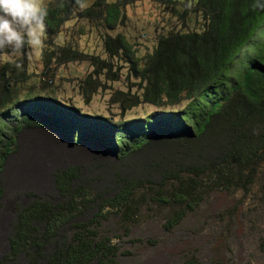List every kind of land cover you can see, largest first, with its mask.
<instances>
[{
  "label": "trees",
  "instance_id": "16d2710c",
  "mask_svg": "<svg viewBox=\"0 0 264 264\" xmlns=\"http://www.w3.org/2000/svg\"><path fill=\"white\" fill-rule=\"evenodd\" d=\"M132 1L50 0L43 10L31 13L32 20L43 26V65L75 62L80 57L95 63L96 57L83 55L75 45L55 43L60 26L75 16L97 19L106 31L113 30L125 17L123 8ZM173 1L174 6L183 7L182 18L193 10L198 13L199 27L159 34L153 49L140 59L133 57L131 43L123 36L108 35L104 40L110 54L117 51L128 58L140 80L136 103L161 107L176 105L182 98L186 101L183 108L170 113L159 111L115 124L98 117H77L72 106L34 95L22 87L29 76V47L25 33L18 35L20 47L12 52L19 55L0 62V170L13 151L17 134L46 123L58 124L63 130L71 125L69 138H75L74 132L77 139L92 135L120 156L168 133L193 141L194 149L199 144L212 149L203 143L212 131L219 130L221 152L211 156L204 151L195 160L185 152L167 154L163 166L154 172L155 179L123 180L110 195L94 194L81 183L75 167L56 171L53 182L59 199L53 202L32 196L18 210L9 252L0 264L19 255L25 264H121L116 260V245L100 232L109 215L126 226L143 208H160L166 213L163 228L169 231L210 192L244 189L256 181L258 166L264 161V56L255 57L253 51L264 46V0H196L192 9L188 1L182 6ZM10 52L0 45V53ZM234 64L236 69L231 70ZM80 88L86 95V86L80 84ZM14 108L22 112L18 117L12 113ZM8 118H13L11 125H7Z\"/></svg>",
  "mask_w": 264,
  "mask_h": 264
},
{
  "label": "rangeland",
  "instance_id": "374dc122",
  "mask_svg": "<svg viewBox=\"0 0 264 264\" xmlns=\"http://www.w3.org/2000/svg\"><path fill=\"white\" fill-rule=\"evenodd\" d=\"M177 1L180 6L188 1L190 7L196 0ZM174 3L173 0H134L123 8L122 22L109 31L97 19L86 21L74 16L60 26L55 43L59 46L64 42L73 44L83 55L96 57L95 63L88 57H80L75 62L56 61L45 67L40 59L43 26L30 15L43 10L50 0H0V45L3 43L11 49L10 53H0V62L19 55L12 51L20 47L18 35L25 33L29 76L23 89L72 106L77 117H98L118 124L146 118L154 112L178 111L186 105L183 98L173 106L136 103L141 82L133 74L131 63L123 53L110 54L104 46L108 35L113 38L121 35L131 43L133 57L140 59L153 49L159 34L180 31L187 26L188 29L199 27L198 13L193 10L182 18L183 7L181 10ZM253 55L264 56V46L255 49ZM241 58L246 60L244 51ZM80 84L86 86V95ZM12 113L18 117L22 112L14 108ZM12 120L6 119L7 125H11ZM64 129L58 124L46 123L23 128L16 136L13 151L0 170V260L9 252V238L18 210L27 205L32 196L53 202L59 199L53 182L56 171L75 167L81 183H86L94 194L110 195L119 189L123 180L155 179L154 172L163 166L167 154L185 152L195 160L200 159L198 155L205 154L204 151L213 156L222 148L219 130L212 131L209 140L203 143L211 145L212 149L208 150L201 144L194 149L193 141L186 142L168 133L154 138L138 151L120 156L92 135L77 139L74 132L75 138H69L72 126ZM262 175L264 161L258 166L256 181L251 185L239 190L210 192L169 231L163 228L166 213L150 206L143 208L135 221L126 226L120 225L117 216L109 215L102 222L100 232L116 245V260L121 264H184L186 261L264 264ZM5 264H25V259L19 255Z\"/></svg>",
  "mask_w": 264,
  "mask_h": 264
}]
</instances>
